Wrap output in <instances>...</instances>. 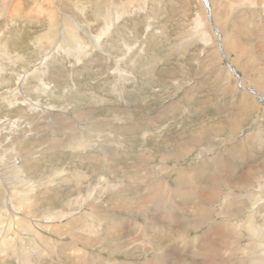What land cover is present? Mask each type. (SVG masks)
Instances as JSON below:
<instances>
[{"label":"rangeland","instance_id":"rangeland-1","mask_svg":"<svg viewBox=\"0 0 264 264\" xmlns=\"http://www.w3.org/2000/svg\"><path fill=\"white\" fill-rule=\"evenodd\" d=\"M12 1L0 0V178L30 189L35 216L59 214L41 231L55 251L41 242L28 263L264 264L247 225L217 236L264 197V0H40L46 12L21 0L14 17ZM211 177L232 186L198 201ZM196 201L190 218L206 219L185 234ZM12 254L0 264H20Z\"/></svg>","mask_w":264,"mask_h":264},{"label":"bare ground","instance_id":"bare-ground-1","mask_svg":"<svg viewBox=\"0 0 264 264\" xmlns=\"http://www.w3.org/2000/svg\"><path fill=\"white\" fill-rule=\"evenodd\" d=\"M33 3H34V8H35V11H38L39 9H42V10H47V7H44V5L41 3L43 0H32ZM239 1V0H238ZM245 1V0H244ZM28 2V1H27ZM46 2L48 3H51L50 0H46ZM208 1L206 0L205 3H207ZM241 2V1H240ZM243 2V1H242ZM4 3V2H3ZM11 3V2H9ZM44 3V2H43ZM46 3V4H48ZM209 3V2H208ZM228 3L230 4V2L228 1ZM233 3V2H231ZM247 3L250 4L249 1H247ZM2 4V3H1ZM7 4V3H6ZM26 4V3H25ZM211 4V3H210ZM9 5V4H8ZM240 5V4H239ZM237 4V6H239ZM248 5V4H247ZM25 6V5H24ZM231 6V5H230ZM7 7V5H6ZM5 7V8H6ZM11 12H13V17H14V13H16V15L18 14L17 12L19 10H21V0H13L12 1V5H11ZM208 7V6H207ZM210 8V7H209ZM41 10V11H42ZM217 11V10H216ZM46 14V13H45ZM117 14V13H116ZM115 14V15H116ZM114 15V16H115ZM120 15V14H119ZM118 16V15H117ZM52 17V14L50 13V18ZM66 17V16H65ZM68 19V17L66 18ZM70 24H66L68 27L64 29V32H62V34L64 36H68V32H70V30H72V32H74V28H73V23H72V20H68ZM74 21V20H73ZM109 24H106L105 27L102 29V32H106L108 31L107 28L109 27ZM203 28V27H202ZM110 29V28H109ZM55 30V29H54ZM71 32V33H72ZM50 33V31H49ZM48 33V34H49ZM74 36L72 35L71 37H73L72 39H70L73 43H78L76 38V33L74 32ZM50 35V34H49ZM48 35V37H49ZM104 35V34H103ZM217 36V35H216ZM42 37V36H41ZM44 37V36H43ZM47 37V36H46ZM68 38V37H67ZM263 38V37H262ZM47 39V42L50 44V40L49 38H46ZM68 39V41H69ZM80 39V38H78ZM63 41H66L65 39ZM223 42V41H222ZM2 43V42H1ZM232 45V44H231ZM78 47H76L75 50H79V52L82 50V47L83 45L78 44L77 45ZM234 47V45H232ZM224 48L227 49V46H226V43L224 44ZM4 49V48H3ZM74 49V48H73ZM84 49V47H83ZM6 50V49H5ZM4 50V51H5ZM74 51V50H73ZM72 51V52H73ZM7 52V51H6ZM76 52V51H75ZM225 52H227L225 50ZM17 54V53H16ZM70 54V53H68ZM80 54V53H79ZM2 55V54H1ZM12 55V54H11ZM15 55V54H14ZM6 56V55H4ZM13 56V55H12ZM20 56V55H19ZM11 57V56H10ZM16 57V56H14ZM7 58V57H6ZM18 58V57H17ZM229 67H231V71L234 72L235 71V67L233 66V64L231 63L229 65ZM33 68V67H32ZM2 69V68H0ZM246 90H248L250 93H252V95L255 96V98L257 100L258 99V94L259 93H263L261 91H255L253 90L252 88H248L246 87ZM248 88V89H247ZM16 89V88H15ZM258 93V94H257ZM264 95V94H262ZM253 96V97H254ZM259 96V97H260ZM263 98V97H261ZM254 100V99H253ZM257 105V104H256ZM258 106V105H257ZM260 108V107H259ZM261 109V108H260ZM261 110H264V109H261ZM182 119V118H181ZM186 120V119H185ZM198 127V126H197ZM203 127V126H202ZM214 126H209V128H213ZM216 127V126H215ZM120 128V127H119ZM234 130H236V126L233 127ZM233 130V131H234ZM205 132L202 130V129H198V131L196 132V135H203ZM196 135L194 136L193 135V140L195 141H198ZM201 138V137H200ZM184 142V141H183ZM182 142V143H183ZM183 145V144H182ZM188 145L185 146V150L188 151L190 150L189 149V146L187 147ZM194 150V149H193ZM183 152V151H182ZM189 152V151H188ZM187 152V154H188ZM204 151H199V154L201 156V160H200V163L202 162V164H206L208 162H210L211 164L213 165H216V163H218V159H214L213 161H208L206 159H204V155H203ZM191 155V153L189 154ZM188 155V156H189ZM181 157V155H179ZM183 156V155H182ZM198 157V156H197ZM196 157V158H197ZM217 160V161H215ZM232 160V159H231ZM223 163V162H222ZM209 165V164H208ZM200 166V165H199ZM225 166V165H223ZM222 166V167H223ZM211 167V166H210ZM199 168V167H198ZM5 169V168H4ZM21 169V168H20ZM195 169V167H194ZM206 169V168H205ZM218 169V168H217ZM225 169V168H224ZM3 170V169H2ZM208 170V169H207ZM223 170V169H222ZM234 170V169H233ZM6 171V170H4ZM199 171V172H198ZM212 171V170H211ZM204 171L202 170H197L195 169L194 170V174L195 175H201ZM206 172V171H205ZM209 173V172H208ZM216 173V171H215ZM218 173V172H217ZM226 173V172H225ZM206 174V173H205ZM220 176H221V173H219ZM217 174V175H219ZM233 176L235 173H231ZM209 175V174H208ZM210 176V175H209ZM5 178L2 179L0 178L1 181H3V183L5 184L4 187L7 188V191L9 192V195H8V199H7V202L5 203L4 202V206H3V210L5 211V215L2 216L0 215V230L3 231L4 234H2L0 236V248H2L3 250L0 251V254H8L9 251H12L13 254L12 256L15 257V259L17 260V262L19 261L20 264H31V263H28V262H32V257H33V253H37V258L40 257V255L43 254L44 251H41V246L40 247V244L46 242L47 246L49 247V249L47 251H49V253H51L52 251H55L54 249V246H55V243L52 239H50V241H47L45 240L41 235L43 232V230L46 231V223L48 222H52V221H55V220H58L59 219V214L58 213H52L50 216L46 217V215H42V216H35V212H34V207L36 206V203H32V199L30 197V195H28L27 192L30 191V189H25L23 190V188L21 187H18L16 185V182L13 178H6V175L4 176ZM203 177V176H202ZM208 177V176H207ZM205 177V178H207ZM227 177V176H226ZM231 178V177H230ZM229 178V179H230ZM9 180V181H8ZM17 180V179H16ZM26 180V179H25ZM22 181V180H21ZM187 183H188V179L186 178L185 180ZM206 181V180H205ZM208 181L210 182V188H208L209 190L205 189V193L203 192L202 194H200L201 192H197L196 195H195V191H193V189H191L189 186H187V188L191 189V192L193 193V197L195 199H197L198 201H208V202H212V201H215L214 198H218V196L220 195L219 194V186H222L221 183H223L225 186H228L231 187L232 185H230V180H226V181H218L215 179V177H211V179L209 180L208 178ZM242 182H245V180L241 179ZM241 181H238V182H241ZM27 182V181H26ZM204 182V181H203ZM232 182H233V179H232ZM26 184V183H25ZM186 184V183H185ZM187 185V184H186ZM20 186V185H19ZM198 186V185H197ZM196 186V187H197ZM205 186V185H204ZM208 186V185H207ZM198 188V187H197ZM203 189V188H202ZM202 189L200 191H202ZM230 190V189H229ZM25 191V192H24ZM191 192H189V190L186 189L185 191V196H188L189 194H191ZM261 193V192H260ZM219 194V195H217ZM252 195V194H251ZM255 197H251L252 199H254V201L252 202V210H251V213H249L246 218L244 219L243 223H238L236 221L234 222H229V224L227 225L226 223H222L221 225H217V227L220 229V232L217 233V236H224V237H230L227 235V231H229L227 228H230L231 231H232V234L235 233L236 230H239L241 227H244V225H247V230L249 232V234L255 239L256 241V245H258L260 247V255L262 257V255L264 256V223L262 225H258V224H255L254 221H253V214H254V211H256L257 209V205H259L260 202H264V197L260 196V194H256V195H253ZM250 197V196H249ZM220 198V196H219ZM229 198V197H228ZM263 198V199H261ZM165 199V198H164ZM261 199V200H260ZM198 201H196L197 204H194L192 207H190L189 209L186 208L184 211H183V221H182V227H183V231L186 233H188V231H198L201 229V227L204 225V221L206 218H201V216H199L198 218L192 220L190 218L191 216V212L193 214V211L197 208V210L201 209L202 208V205H199V204H202L199 203ZM185 204H189L188 202H186ZM184 206V205H183ZM187 205H185L184 207H186ZM190 206V205H188ZM187 206V207H188ZM241 206V205H240ZM204 210V208H203ZM258 211V210H257ZM261 212V211H260ZM234 213V212H233ZM259 213V212H258ZM194 215V214H193ZM231 215V214H229ZM234 215V214H232ZM166 219V218H165ZM231 220V219H229ZM166 222V221H165ZM262 222V221H261ZM244 224V225H243ZM229 226V227H228ZM49 227V225H47V228ZM235 231H234V230ZM201 234V233H200ZM237 234V232H236ZM199 236V235H198ZM53 237V236H52ZM190 237V235H189ZM197 236H195L194 238L192 239H195ZM48 238V237H47ZM51 238V237H50ZM187 237H185L186 239ZM190 239V238H189ZM42 242V243H41ZM8 248L7 252H6V249ZM46 249V248H45ZM44 250V248H43ZM2 251L4 253H2ZM4 256V255H3ZM7 256V255H6ZM254 263L257 264V262L255 260H253Z\"/></svg>","mask_w":264,"mask_h":264}]
</instances>
